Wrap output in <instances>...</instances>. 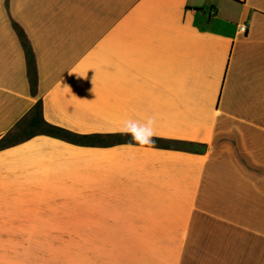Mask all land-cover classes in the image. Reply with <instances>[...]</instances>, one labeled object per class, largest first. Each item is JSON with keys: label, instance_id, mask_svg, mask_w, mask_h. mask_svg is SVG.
Segmentation results:
<instances>
[{"label": "crops", "instance_id": "1", "mask_svg": "<svg viewBox=\"0 0 264 264\" xmlns=\"http://www.w3.org/2000/svg\"><path fill=\"white\" fill-rule=\"evenodd\" d=\"M38 100L74 134L152 115L196 147L1 148L0 264H264V0H0V138Z\"/></svg>", "mask_w": 264, "mask_h": 264}, {"label": "trees", "instance_id": "2", "mask_svg": "<svg viewBox=\"0 0 264 264\" xmlns=\"http://www.w3.org/2000/svg\"><path fill=\"white\" fill-rule=\"evenodd\" d=\"M18 36L20 37L22 46L26 53L27 63H28V75L30 81V87L32 92H36V72L34 64V55L32 49L28 43V40L22 31L15 23L13 24ZM27 126L18 134L15 133V130L25 125ZM36 134H48L58 138L66 139L76 143L82 144H98L102 146H109L115 143L122 141L130 140L129 136L124 135H78L74 134L64 128L49 124L46 122L42 116V104L41 100H38L36 104L32 107L28 115H26L10 132L5 136L0 138V149L13 145L15 143L21 142L25 139H28ZM155 143L161 147H176L183 149H194L196 146L194 143L174 141V140H165L160 138H153Z\"/></svg>", "mask_w": 264, "mask_h": 264}, {"label": "clouds", "instance_id": "3", "mask_svg": "<svg viewBox=\"0 0 264 264\" xmlns=\"http://www.w3.org/2000/svg\"><path fill=\"white\" fill-rule=\"evenodd\" d=\"M157 120L149 115L141 118L128 117L121 121L119 133L130 137L132 146L147 147L154 145L153 137L156 135Z\"/></svg>", "mask_w": 264, "mask_h": 264}, {"label": "rangeland", "instance_id": "4", "mask_svg": "<svg viewBox=\"0 0 264 264\" xmlns=\"http://www.w3.org/2000/svg\"><path fill=\"white\" fill-rule=\"evenodd\" d=\"M23 124L22 127L15 130V133H20L25 127ZM36 245L41 248H53L52 252L59 253L60 251H56L55 249H60L61 247L68 246V247H105V246H112V239H105V238H91V239H62V238H38L36 240ZM59 261V260H53Z\"/></svg>", "mask_w": 264, "mask_h": 264}, {"label": "built area", "instance_id": "5", "mask_svg": "<svg viewBox=\"0 0 264 264\" xmlns=\"http://www.w3.org/2000/svg\"><path fill=\"white\" fill-rule=\"evenodd\" d=\"M239 29H240L241 32H246V28L244 26H240Z\"/></svg>", "mask_w": 264, "mask_h": 264}]
</instances>
